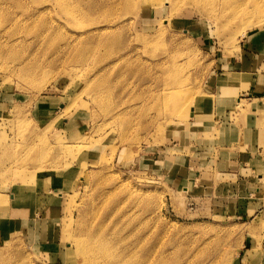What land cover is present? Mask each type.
<instances>
[{
  "label": "rangeland",
  "instance_id": "374dc122",
  "mask_svg": "<svg viewBox=\"0 0 264 264\" xmlns=\"http://www.w3.org/2000/svg\"><path fill=\"white\" fill-rule=\"evenodd\" d=\"M59 3L0 0V216L38 201L0 264H83L69 243L103 223L152 264H264V118L249 142L223 100L229 71L264 68L243 54L264 0Z\"/></svg>",
  "mask_w": 264,
  "mask_h": 264
},
{
  "label": "crops",
  "instance_id": "0c3cea01",
  "mask_svg": "<svg viewBox=\"0 0 264 264\" xmlns=\"http://www.w3.org/2000/svg\"><path fill=\"white\" fill-rule=\"evenodd\" d=\"M243 54L245 57L252 56L254 59L255 57H261L264 58V34H259L258 38H255L251 41H248L244 44ZM243 62H241L238 65H242ZM253 68V66L251 67ZM249 71V72H248ZM228 82H236L233 84L234 89H231V87L228 89V92L230 95H228L226 98H223V100L233 103L235 102V107L241 108L245 111H247V116L245 117V124L247 125L245 133H247L250 137H248L251 141L244 139L245 141H241V146H247L248 143L246 141L252 142L256 139V136H254L256 128L255 125L258 124L259 121H261L264 118V68L262 71H253L247 70L246 68H238L236 70H232L228 72ZM247 82L250 83L248 88L242 89V84H246ZM234 90V91H233ZM252 100V102H247L246 100ZM260 100V102H254V100ZM209 101V100H208ZM206 103V102H205ZM263 116L261 119L260 117ZM200 118H194L193 121L189 122V124L186 126V129L183 131H180V136L182 134H186L187 132L194 131L196 129L195 124H197V121ZM261 119V120H260ZM228 124V123H227ZM224 126V127H223ZM223 129L228 127L227 125H223ZM183 136V135H182ZM259 137L257 136V139L255 141H259ZM254 141V144H255ZM254 161L252 158L251 161ZM257 166V164L255 163ZM50 191V190H49ZM61 191V189H57L56 192ZM52 192V191H51ZM54 192V191H53ZM63 193V192H62ZM60 194V193H59ZM37 199H32L31 202L28 201L26 198V201L24 204L16 205L17 207L11 206L10 209L6 211V214L4 216H0V231H3L6 229L7 224H12L13 222H17L21 217L26 218L28 216H31V209L30 205L36 204ZM28 206H23L27 205ZM57 204H55L54 207H49V213L51 215H55L57 213ZM52 209V210H50ZM241 209V208H240ZM20 217V218H19ZM13 218H16L17 220H14ZM22 220V219H20Z\"/></svg>",
  "mask_w": 264,
  "mask_h": 264
},
{
  "label": "bare ground",
  "instance_id": "6f19581e",
  "mask_svg": "<svg viewBox=\"0 0 264 264\" xmlns=\"http://www.w3.org/2000/svg\"><path fill=\"white\" fill-rule=\"evenodd\" d=\"M58 1L60 2L59 4L66 11L70 12L71 15L77 14V11H75L74 8H72L67 3V0H58ZM201 1L205 2V9H207V5L212 7L211 5H214V4L217 3V0H201ZM242 7H243V5L242 6L239 5V8H240L241 12L245 9V7L243 9H242ZM232 10H234V9L232 8ZM232 10H230V11H232ZM248 11L249 10H247L248 18L250 19V17H252L253 14L248 13ZM245 12H243L241 14H244ZM82 14L85 17L86 16L89 17L90 12H88V11L86 13L82 12ZM97 29H99V28H97ZM92 30L93 29H91L90 31H92ZM104 30H105V28H101V29H99V31L92 32V33H99L100 31H104ZM0 45H1V43H0ZM33 72H35V68L32 67V66H28L22 72L21 75H25L26 77H30L31 73H33ZM40 82H41V80H40ZM174 91H176V93H177V90H174ZM171 96H173V93L172 94L169 93V97H171ZM33 145L32 144L29 145V147L31 146L30 152L35 150ZM26 149L29 150V148H26ZM25 176L26 175H24V177ZM16 196H18V195H16ZM0 201H2V203L1 202L0 203L3 204V206H4L3 208L4 209L8 208L9 202L6 199V194L5 193H0ZM106 211H105V213H106ZM103 224L99 225L97 228L82 226V227H84V229L80 228L81 229V234L78 235V236H74L72 242L69 243L70 245H73V247L74 246L76 247V250H75L76 252L75 253L79 254L84 259V263L83 264H152V249H149V248L141 249L140 248L141 249L140 250V249H138L139 243L137 245H135V244L132 245L131 243H129L131 245L127 244L126 246L123 245L124 247H121V248L117 247L116 246L117 245L116 242L117 243L119 242L118 243V246H119L120 240L122 239V237H121V239H118L119 237L114 239L113 236L116 233L115 232L116 228L114 227L115 229L110 231V230H108L109 228L107 229L106 225H103ZM117 233H118V231H117ZM126 240H125V242H126ZM123 242H124V240H123ZM125 242H124V244H125ZM146 251H148V252H146ZM145 252L147 254L144 255Z\"/></svg>",
  "mask_w": 264,
  "mask_h": 264
}]
</instances>
